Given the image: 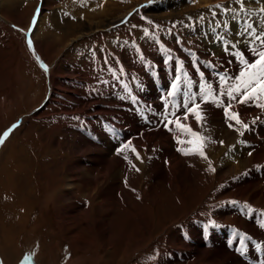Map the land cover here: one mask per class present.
<instances>
[{"label": "rangeland", "instance_id": "rangeland-1", "mask_svg": "<svg viewBox=\"0 0 264 264\" xmlns=\"http://www.w3.org/2000/svg\"><path fill=\"white\" fill-rule=\"evenodd\" d=\"M10 1L11 2L5 3L3 7H0V23L2 24L0 25V139H4V143L0 145V167H2L0 168V174L6 171L10 174L15 166L20 168L23 167L24 172L22 175L20 173L12 182H8L9 184L4 179H0V197L3 196L4 199L0 198V202L3 200V205H5L2 211L3 214L0 212V247L3 248V251H0V259L3 264H23L25 257H30L28 264H103V261L102 263L100 262L101 260H99V262L97 261L99 258H102L104 262L106 259L105 264H148L147 262L151 263L157 258L153 246L158 236L161 237L162 234L164 236L166 232H171H168L169 234L167 235L169 245L167 246L170 252L172 249L181 248L182 243H189L191 239L187 236V229L183 225H180V221L183 222L186 218L187 220L193 219L194 221V219L199 218V223H204L205 227L211 229L216 228L215 226L219 225L215 221L216 216L212 215L210 219L209 217L205 218V214L199 210L210 208V206L219 204V202L222 201L230 202L232 199L228 197H230V195L232 196L235 190L229 189L225 191L223 187L225 183H232L237 177L236 175L235 177L228 178L224 173L218 175L216 173L213 179L214 185H204L200 182L194 183L195 185L193 183H188L190 189H188L186 193L182 191V193L176 194L172 192L170 188L167 189V186L164 187L167 191L164 189L166 192L162 194L160 200H157V206L160 205L163 207L158 206L160 215L158 219L161 220V226L159 225L157 227L155 233H152L153 235L149 234L151 231H154V229L150 225L148 226V214L144 216L146 217L144 223L140 222L137 217H135L137 211H139L141 215H143L142 213H147V211L144 210L145 205L143 202L135 198V193L126 200L127 202L124 204L122 203V207H117V209L111 213L108 220L109 228L107 233L104 235L98 234L100 232L99 228L101 229L100 220L102 219H98L97 217L96 203H98V201L100 202L98 196L103 185L100 186L98 191H94L89 186H85L83 190L79 188L77 192H71L68 196H64V200L63 198H61V201L59 200L58 205H60L59 211L61 210V216L63 213L69 214L68 212L72 211L68 206L70 204L78 208V210L76 208L77 211H72L73 216L70 214L72 217L70 220L72 224L69 228L70 231L67 230V234L61 233L60 229L57 227L59 220L53 212V203L47 206L43 210V213L36 207L35 201H37L38 198L37 193L35 194L34 192L36 190L34 186L36 185L35 182L40 181V179L41 181L48 180L51 182L48 176L50 173L49 169L51 168L57 171V167H62L64 171H66L68 168L67 164L70 162V164L73 165L72 162L76 161L78 157L86 164L87 153L83 152L78 155V152L74 150L75 144L78 142V137L74 135V129L80 126V124H83V126L79 128L80 133L82 135L87 134L86 136L84 135V137H86L85 142L92 143V145H99L100 139L89 135L91 133L90 127L108 128L121 139L122 142L117 144L118 148L126 143L124 142L125 140L134 139L135 134L133 133L139 132L138 130L142 128L144 124L143 121L146 120L147 117L150 118L151 113L155 110L154 108L161 107L163 102L158 94L157 100H151L148 96L144 95L145 92L149 93L147 90V79L149 76L146 71L153 67V60H159V56L156 52L157 48L155 47L157 38L163 40L164 43H168V45H173L179 40L182 42V47L184 46L186 50L193 51L197 57L196 51L206 54L210 52V44L218 40L216 41L211 38L212 42H209L206 41V36L203 39L201 37H196L201 33L207 34L208 30H203L202 32V27L200 30L196 31L197 34L194 33L196 36L191 35V31L185 30V28L181 26L183 22L181 20L188 16L195 19L197 24L198 22L210 23L211 21L216 27L214 34L210 33L213 36L219 32L217 23H221L223 20L234 21L233 16H225L226 14L220 9L215 8V6L219 4L225 8L231 6L237 9L238 5H236V3L229 5L230 2L228 3L227 0H224L225 3L217 2L218 4L216 5L210 4L206 8L195 9L192 12H185L186 14L182 13L178 16H170L168 11L167 14L162 13L163 16L156 17L158 13L148 11L151 6L149 7L146 3L149 0H111L110 2L113 7L111 9L112 11L110 10L108 12V16L98 17V14L97 16L94 15V3L97 4L96 8L98 9L104 6L103 2L98 3V0H91L92 2L85 1L84 3L80 2V0H43L39 18L36 20L33 30L29 32L30 20L35 9L38 8L37 0ZM197 1H199L198 6L202 8L203 5L200 6L201 0ZM252 1L259 4L258 0ZM247 3L248 1H246V4ZM260 4H262V1H260ZM140 5H142L141 8H139ZM263 6L264 5H262L261 8H264ZM27 8L30 10V15L28 14L29 17L27 16L28 19L23 16ZM261 8L251 10L245 6V11L243 12L245 14H240L238 18L242 20L245 18L252 19L256 22L255 26H258V29H263L264 14L258 13ZM136 9H139V12H136ZM176 10L178 9L175 8L171 10V12ZM211 10L216 11L217 15L215 17L212 16ZM246 12H248V15H246ZM76 14L79 15V17L75 20L74 16H76ZM23 17L25 18L24 20ZM150 17L155 21L151 20ZM201 17H203V19H201ZM45 18L47 22H53L54 26L59 25L61 28L65 25H72V23L77 22L78 19L80 21L95 20L103 22L104 24L109 23V25L103 27V29H96L97 31L93 30L84 36H82L80 32L75 31L73 35L65 39V36H61V34L58 36V32L55 31L56 29L53 25L48 32L41 33V30L36 31L38 23L40 26V19L45 20ZM149 20L152 21L151 24L148 23ZM172 22L177 23L173 24ZM175 24H177V27ZM179 24L181 25L179 26ZM133 25L136 27H133ZM204 25L206 24H203V26ZM205 28L211 30L213 27L206 25ZM145 29H147L149 33L148 36H145ZM174 30L180 34L177 35ZM29 38L37 44L36 48L39 49L42 60L33 52V48L28 47L27 40ZM242 51L250 60L256 58L248 49ZM174 52L178 54L177 51ZM143 55H146L148 58L142 61L139 58ZM212 59L217 67L221 66L219 59L216 58L215 60V57ZM120 60L121 62L119 63ZM236 60V57L233 56L232 61L233 63L235 62V65L232 63L234 65L232 71L239 73L240 65L238 60ZM105 61H107V63H105ZM190 62L191 61H188L185 67H192L193 69V64ZM199 63L201 64L202 62ZM146 64L148 66H146ZM121 68H125L123 70L126 73V84L137 82L138 80L140 82H145V91L139 93L138 98L143 100L145 107L151 106L150 111L147 109L146 113H138L140 118L132 120L130 125H125L123 129L111 123V119L114 120V118L112 117V113L109 112L117 110L120 107L123 108L125 107V102H130L128 100L129 89H119L118 84L123 83L119 81L122 78V74L119 71ZM109 69H111V71H109ZM67 77L69 79H67ZM52 78L54 81L59 82V90L53 91L54 98L50 99L49 92L51 90L50 82ZM54 81L53 83H55ZM73 92L77 93L78 98H86V101L93 102V108L89 110H86L87 107L84 104L85 111L82 113L86 116L84 119L81 117V113L76 115L74 112H70L77 108V106L78 109H80L79 103H74L70 97H66L67 94L72 95ZM75 93L73 94L75 95ZM94 99L102 103L99 107L106 109L109 113H105L106 115L97 114L100 113V111L93 110L94 105L95 108L98 107ZM224 99L227 101V98ZM155 102H158V104H154ZM74 104L75 106H73ZM214 105L215 104L211 103V105L208 106V113H210ZM159 113L158 117L163 118L164 114L162 108ZM77 117H79L81 121ZM257 117L258 116L252 117L251 121ZM14 124L18 126L9 133L7 138H4L3 134L8 131V129L12 128ZM86 127L88 128L87 131L85 130ZM212 141L215 140L211 139L208 145L204 143L205 147H221L219 141ZM47 152L56 156L54 160L45 155ZM62 153H68V155L65 154L69 158L68 163L65 159H59V155ZM157 153L158 151L156 152L154 149L152 154L157 155ZM245 153L248 156L247 151ZM126 154L127 153L122 154L120 158H124ZM231 155H235L233 146L223 153L225 158H229ZM42 156L43 159H41ZM135 156L136 155H133L134 165L139 167ZM55 160L57 163H55ZM263 166L264 162L257 164L255 168H262ZM81 168L84 169V175L87 178L95 175L92 169L87 172L86 165L82 164ZM27 169L30 170L27 171ZM37 171H39L37 174H40V177L35 175ZM135 175V183L139 185L140 188L142 185L149 186L153 184L151 178L147 176L141 177L140 173H135ZM33 176L36 177L34 178ZM7 179L8 176L6 180ZM26 180L33 181L34 183H30L29 188L27 186L24 187L26 185H24ZM10 185L13 186V192L17 191V195L15 194L17 197L18 193L23 194V197L26 196L30 201L29 205L33 207V210L31 209L29 212L24 213L26 215L23 217L21 209L22 206H26V202L23 200H21L22 206H19L17 213V217H19L14 218L9 216L11 209L6 208L9 204L8 198L15 197V195L10 197L11 194H7L10 193V191H8ZM156 190L158 191L157 185L155 187V191ZM80 191L83 192V195L79 194ZM94 193L96 195H94ZM179 195L187 202H184V204L181 201L184 206L177 200ZM41 196H45L44 193L41 194ZM87 197H91L92 200L88 201ZM42 199L46 198L43 197ZM80 201L85 202L86 205L88 204L91 207L88 205V207H86L85 205V210L83 211L80 209ZM249 209L252 211L245 209L247 214H245V212L241 213L240 211L229 213L225 216V219L220 225L226 229L230 228L231 231L237 230L238 228L233 225L237 219V213L241 215L239 217L240 223L238 226H243L244 222L248 221L246 220V215L251 217L253 213L261 214L260 211H264L263 207L250 206ZM174 214L176 215L175 217ZM187 215H189V217H187ZM171 218L172 220H170ZM26 219L27 222L24 223ZM17 223L19 225L18 228L15 227ZM185 224L186 223H184V225ZM69 225L65 224L64 226L67 228ZM165 228L166 232H163ZM241 234L244 236L246 235L244 231H242ZM130 239H132V248L134 249L129 253L127 252V247L130 243ZM136 239L143 240L140 241L143 245H141L138 250H135V246H133ZM8 240L10 241L8 242ZM205 240V238L202 240V243L204 242L203 245L210 248L211 246L209 244L207 246ZM257 241L264 246V241L259 238ZM150 245H152L151 248ZM243 246L246 247V252H249L251 245L248 240L246 243L244 242ZM162 248L166 251V245H163ZM123 251H126V253ZM228 251L230 250L228 249ZM210 256H212V254H210ZM196 257L197 256H195V258ZM178 261L180 263V260ZM240 261L243 262L241 259ZM179 263L175 262L174 264Z\"/></svg>", "mask_w": 264, "mask_h": 264}, {"label": "bare ground", "instance_id": "bare-ground-1", "mask_svg": "<svg viewBox=\"0 0 264 264\" xmlns=\"http://www.w3.org/2000/svg\"><path fill=\"white\" fill-rule=\"evenodd\" d=\"M69 1H67V2H69ZM85 1H91V0H80V2H82V3H84ZM110 1L111 0H108V1L107 0H98V3L103 2L104 6L101 9L96 8L97 4L94 3V7H95L93 9L94 15L97 16V14H98V17L99 16L100 17L106 16V15L108 16V14H109L108 12L113 8ZM227 1H228V3L230 2L229 5L235 4V0H227ZM231 1H234V2H231ZM246 1H248V3L246 4V7L251 9V10H254L255 8H261L262 5H264V2H262V4H260V1H262V0H258L259 4L255 3V1H252V0H246ZM7 2H11V1L10 0H1L0 1V7H3L4 4ZM198 2L199 1H197V0H163V1H160L156 4H154L153 6H151L148 9V11L158 13L156 15V17H159V16L161 17V16H163L162 13L167 14L168 11H169L170 16L171 15L172 16L173 15L178 16L179 14H182L185 12H192L195 9L206 8L210 4L216 5V4H218L217 2L225 3L224 0H201L200 6L203 5V7L201 8L198 6ZM113 6H115V5H113ZM179 7H180V9H179ZM175 8L178 10L171 12V10H174ZM29 13H30V10L27 8L24 11L23 16L25 18H27ZM200 13H201V10H200ZM152 14H154V13H152ZM76 16H74L75 20H76V18L79 17V15L76 14ZM80 16H81V14H80ZM24 17H23V20L25 19ZM93 19H94V17H93ZM78 20H77V22H73L72 25H65L63 28H61L59 25L54 26L53 22H51V23L47 22L46 18H45V20L40 19V26L38 23L39 29L36 28V31L41 30L42 31L41 33L48 32L51 29V26L53 25L56 29L55 31L58 32V36H59V34H61V36H65V39L66 38L68 39V37L73 35L75 31L80 32L81 35L84 36L87 33L92 32L93 30L103 29V27L109 25V23L104 24L103 22H98L95 20H90V21H86V20L80 21L79 20V22H78ZM240 23L241 22L236 21L234 23L227 24V27L233 33V35H232L233 38L230 40L228 38V40L233 42V43L238 41V40L241 41V43L237 44V47L240 50H245V49H248V46L246 43L243 42L244 37H241V36H239L240 38L235 37V36H237V33L242 30L243 24L241 23V25H240ZM0 25H2V24L0 23ZM259 25H262V24H259ZM205 27H206V25L202 26V28H201L202 32H203V30L211 31V32L207 31L206 41L212 42V40H211L212 35L210 33L214 34V30L216 27L214 25H212L211 27H213V28L211 30L209 28H205ZM227 27L225 28L224 25H220L217 29L221 33H224V31L227 29ZM263 29H258V31L263 30ZM35 36H36V34H35ZM36 38H38V37H36ZM61 40H62V38H61ZM36 45L37 44H35V42H33V47H32L33 52L38 56V58L40 60H42L40 57L39 49L36 48ZM209 48H210V52H208L206 54H203L199 51H196L198 58H199L198 59L199 62H200V60H201V62H203L204 60L207 62H209V61L213 62L212 58L215 57V60H216V58L219 59V62L221 65L220 67H218V69L225 68V69H228L231 71L234 69V65H235L234 63L235 62L233 63V61H232V57L234 55H230L228 52H225L224 47L222 49L219 46L218 41L213 43V44L211 43ZM230 51H233V50L230 49ZM180 56L187 65L189 60L184 55H180ZM156 61L160 65V59L156 60ZM185 68L191 74H193L192 67H190V68L185 67ZM202 69H203V72H205V75H206L205 77L207 78V80L212 82L214 87H217V89H218L219 81L214 76H212V74H209V71L207 68L204 67ZM161 78H164V74L162 72H161ZM67 79H69V78L67 77ZM147 80H148L147 90L149 93L145 92L144 95L148 96V98H150L151 100H157L158 99V97H157L158 93L154 89L150 79L148 78ZM192 80L194 81L195 85H198V83H197L198 79L196 77H192ZM53 81L54 80L52 78L51 82H50L51 83V85H50L51 90L49 92L50 93V96H49L50 99L54 98L53 91H55L57 89L59 90V88H58L59 82L54 81L55 83H53ZM186 89H187L186 86L183 83H181L180 92H184ZM73 93H75V92H73ZM73 93H72V95L67 94L66 97H70L71 100L74 101V103H79L80 109H78V106H77V108H75L73 111H70V112H74L76 115L78 113L79 114L81 113V117L84 119L86 116H85V114H82V113H84V111H85L84 110L85 105L87 107L86 110H89L90 108L92 109L93 108L92 107L93 102L86 101L87 100L86 98L85 99L78 98L77 93H75V95ZM178 100H179V98H178ZM94 102H96L98 104V107L95 108V105H94L93 110L94 111L99 110L100 113H97L99 115H103V114L109 113V112L112 113V117L114 118L115 121L113 119H111L112 120L111 123H113L118 128L121 127L123 129V127L125 125L129 126L130 122L132 120H136V119L140 118L139 114L133 108V105L131 104V102L127 101L124 103L125 107H123V108L120 107L117 110H112L109 112H107L106 109L99 107L100 104H102V103H100L99 101H96L95 99H94ZM225 102H227V101H225ZM154 104H158V102H155ZM82 105H84V106H82ZM210 105H211V102H208L207 106H205V108H208V106H210ZM237 105H240V107H237ZM73 106H75V104ZM154 109L155 110H153V112L151 113L150 118L147 117L146 119H151V120L153 119L154 120L155 117H158V115L160 114L159 111L161 112V107L154 108ZM222 109H223V106L214 105L212 110H210V113H208L207 110L201 111L202 116L204 117V119L201 121V124H198L196 119L194 118V116L191 114L189 115L187 121H183V120L181 121V123L188 125L189 127L192 128L193 131L199 133L201 136V139L196 138V137L182 135L181 131L178 130L175 125L173 127L172 126L165 127L164 124H163V126L162 125L157 126V124L146 125V123H145L146 120H144L143 121L144 124L142 125V128H140L138 130L139 132L133 133V134H135V138L131 140V144L129 145V147L127 149H125L124 152H122L120 154H116V153H118V150L120 149L117 147V144H119L122 141L114 133H112L108 128L104 127L102 129V127H99V128H91L90 127L91 133L89 135L95 136L98 139H100L99 145H94V144L92 145V143L85 142L86 137H84V135L86 136L87 134L82 135L80 133L79 128H80V126H83V124H80V126H77L74 129V131H75L74 135L78 137V140H77L78 142H76L74 150H75V152H78V155H80V153H83V152L87 153L86 164L83 162V160L81 158L76 156V157H78L77 160L72 162L73 165H71L70 162L68 163L69 158L66 156V155H68V153H65L66 155L63 154L64 152L62 154H60L59 159H65L66 162L68 163L67 164L68 168L66 169V171H64V169L62 167L55 166L58 168L57 171H55L54 168L49 169L50 173L48 174V176L51 179V182H49L48 180H46V181L42 180L41 181V179H40V181L35 182L36 185L34 187L36 188V190L34 192H35V194L37 193V198H38V200L35 201L36 207H38L39 211L41 213H43V210L47 206H49L51 203H53V206H52L53 212H54L56 218L59 220V221L57 220L59 223L58 224L56 223L57 227H58V229H60L61 233L67 234L68 233L67 230L70 231L69 228L72 226V224L70 223V220L72 219L71 216H73L72 211H77L78 208H77V206H72L70 204L68 206L70 207V209L72 211L68 212L69 214L62 212L63 214L61 216L60 215L61 210L59 211L60 205H58L59 200L61 201V198H63V200H64V196H68L69 194H71V192L72 193L77 192L79 190V188H81L83 190L85 186H89L94 191H98L100 186L103 185L102 186L103 188L99 192V196H98L100 199V202L98 201V203H96V210H97V214H98L97 217H98V219L101 218L103 220V221L100 220L101 221V223H100L101 229L99 228L100 232L98 234L104 235L105 233H107L108 228H109L108 220L111 216V213L114 212V210H116L117 207H122L123 206L122 203L124 204L125 202H127L126 200H128L132 196V194H134V193L136 194L135 198H137L139 201L143 202V204L145 205L144 210L147 211V213H142L143 215H141L139 213V211H137L135 213L136 214L135 217H137V219L140 222L144 223L146 221V217H144V216H146L148 214V221H149L148 226L150 225L154 229V231H151L149 233V234H152V233H155V230L161 224V220L158 219L160 217L159 212H158V210H159L158 206H160V205L157 206V202H158L157 200H160L162 198V194L164 192H166L167 189L170 188V190L176 194L182 193V191L186 193V191L188 189H190V185L188 183L194 184V183L200 182L204 185L205 184L206 185H214L213 179H214L216 173H217V175L224 173L227 175L228 178L235 177V175H236L237 177L234 179V181H232V183L231 182L225 183L224 187L221 186L225 189V191H227L229 189L235 190V193L232 194V196L230 195V197H228V198L232 199L231 201L229 200L230 202L222 201V202H219V204H214V205L210 206V208L199 210L205 214V216H206L205 218L209 217V219H210L212 215L216 216L215 221H216V223L219 224V225L215 226L216 228L211 229V228L205 227L204 223L203 224L199 223V220H198L199 218L194 219V221H193V219L187 220V218L183 222L180 221L181 222L180 225L181 226L183 225L184 227H186V229H187L186 232H188L187 236L191 240L189 241V243L188 242L182 243L181 248L172 249L171 252L168 251L169 245H168V238H167V235L171 232L170 231H168L169 233L166 232V228H165L164 229L165 231H163V232H166V234L164 236L162 234L161 237L158 236V238H156L157 239L156 241L154 239V241L156 243L153 246V248L155 249V253L157 255L156 260H153L151 263H149V262H147V263L148 264H174L175 262L179 263L178 260H180L181 264H245V263L240 261V258H239L240 256L238 257L235 254V252H237V251H235L234 249H230V251H228L227 242L229 241L231 234L235 235L236 241H240V236L242 235L241 233H242V231H244L246 233L245 236L247 237V240L249 241V243L251 245L249 248V252H246V253L254 255V247L253 246L255 243H258L257 239L259 238L260 240L264 241V229L262 228L261 214H254L253 213V214H251V217H249V215H247L246 220H248V221H245L243 226H238V224L240 223L239 217L241 215H238V213H237V219L233 223V225L236 228H238L237 230L231 231L230 228L226 229L225 227H222L220 225V223L225 219V216L228 215L229 213H233V212L235 213L237 211H240L241 213H243V212H245V209H248V211H249L250 206L263 207V209H264V187H263L264 186V166L262 168L261 167L255 168L257 164H261L264 162V129L262 127V122H264V109L259 108V107H254V106H252V103H250V102H248L247 104H236L235 102H233L232 111L239 113L240 119L242 121H244L245 123L252 125V123H251L253 121V120L251 121L252 117L258 116L260 118L259 120H257L254 123L253 126L250 127L249 131L245 132L244 136H240L237 131L230 129L227 126L229 121H227L225 116L223 115ZM77 118L81 121V119L79 117H77ZM235 126L237 128H239L238 124ZM169 128H171V131L169 130ZM85 130L87 131L88 128L86 127ZM115 133H116V131H115ZM203 137H211V139H214L215 141H223L224 143H223V145H221V147H218V148H215V147H207L206 148L205 144L208 145V143H210V141L203 139ZM178 139L179 140H191V141H194V143L178 144L177 143ZM122 140H123V138H122ZM232 146H233V149L235 150V155H231V157L225 158L223 156V153H225ZM133 148L135 149V152L132 151ZM178 148H183L192 154L186 156L183 154L182 151H178L177 150ZM154 149L156 150V152L158 151L157 155L152 154L154 152ZM201 149L203 150L204 155L207 157V159L196 154ZM246 151L248 153V156L245 153ZM136 152H138L140 154V156L143 160V162H141L140 160H136L138 165H139V167H137V165H136V167L140 169L139 172H137L135 170V168L132 167V165L135 164V162L133 161V155H136ZM250 152H251V155H249ZM125 153H127L126 155L128 157V160H125L123 157L120 158L122 156V154H125ZM11 155H13V154H11ZM45 155H47L50 159L52 158V160H54V158L56 157L55 155H52L49 152H47V154H45ZM149 157H151V159H149ZM41 159H43V156L41 157ZM135 159H136V156H135ZM129 161H131V164L129 163ZM209 161H211V168L214 169V171L210 170ZM55 163H57L56 160H55ZM82 164L86 165L87 172L90 169L94 170L95 175L87 178L84 175V171H83L84 169L81 168ZM22 166H24V165H22ZM9 167H11V166H9ZM0 168H2V167H0ZM25 168H27V167H25ZM28 170H30V169H27V171ZM12 171H13V173H12ZM23 172H24L23 167L20 168L18 166L17 167L15 166L13 168V170H11L10 174L7 171L5 173L3 172L2 174H0V179L1 178L4 179L5 181H7V183L12 182V180H14L20 173L22 175ZM38 172L39 171H37L35 173V175L39 176L40 174L38 175L37 174ZM135 173H140L141 177L147 176L148 178H151L153 184L149 185V186L142 185L140 188L139 185H136V183H135V181H136V180H134V177H136ZM212 173H213V175H212ZM7 176H8V179L6 180ZM49 178H47V179H49ZM108 181H109V183H108ZM110 182H112V183H110ZM30 183H34V182L26 180V183H24V185L25 184L26 185L24 187L27 186L29 188ZM2 184L4 185L3 181H2ZM156 185H157L158 191L157 190L155 191ZM194 185H192V186H194ZM10 186H9L10 189H8V191H10V193H7V194H11L10 197H13V195H15V194L17 195V191L13 192V186H11V187ZM166 186L168 187L167 189L164 188ZM199 187H201V186H199ZM14 189H17V188H14ZM159 190H160V192H159ZM81 191L79 192V194L83 195V192H81ZM29 192H31V191H29ZM43 193L45 195L43 197H45L46 199H42L43 197L41 196V194H43ZM217 193H218V191H217ZM16 195L13 198L7 197L9 199V201H8L9 204H8V207H6L8 209H11L9 216H12L14 218L17 217L19 206L20 205L22 206L21 200L26 202L25 203L26 206H22V209H21L22 217L26 215L24 213L29 212L31 209L33 210V207H32V205H29L30 201L28 200V198H26V196L23 197V194H21V193H18V197ZM84 195H86V194H84ZM94 195H96V194L94 193ZM179 196L177 197L178 198L177 200H179L178 201L179 203H181V201H182V203L186 202L185 199H183V197L181 198V195H179ZM0 198L3 199V196ZM93 199H95V198H93ZM3 200L0 202V206H1L0 212L2 214H3V212H2L3 207L5 206V205H3L4 204ZM87 200L91 201L92 198L87 197ZM11 202H12V206H11ZM246 202H248L249 204ZM79 203H80V209H82L84 211L85 205H86L85 202L80 201ZM182 203H181V205H182ZM184 204L182 206H184ZM87 205H86V207L89 206V205L88 206ZM132 205H133V203H132ZM89 207H91V206H89ZM160 207H162V206H160ZM76 208H77V210H76ZM125 208H126V206H125ZM86 210H88V209H86ZM127 210H128V208H127ZM160 210H162V209H160ZM65 212H67V211H65ZM211 212H213V213H211ZM260 212L264 213V211H260ZM70 214H71V216H70ZM245 214H247V212H245ZM175 216L176 215L174 214V217ZM187 217H189V215H187ZM172 218L170 220H172ZM2 219H3V216H2ZM23 222H24V220H23ZM26 222H27V219L25 220L24 223H26ZM18 223L15 226L16 228L19 227ZM184 223H186V224L184 225ZM65 224H67V225L70 224L67 227L68 229L64 226ZM229 226H231V225H229ZM95 231H96V229H95ZM238 233H239V235H238ZM242 236H244V235H242ZM204 238L206 239L205 242H206L207 246H208V244L211 246V247L209 246L210 248H207L203 245L204 242L202 243V240H204ZM247 240H245L244 242L246 243ZM9 241L10 240H8V242ZM140 241H143V240H137L136 239L134 241L133 246H135V250H138L140 248V246L143 245L142 243H140ZM74 244H75V242H74ZM163 245H166V251L162 248ZM233 246L236 247V244L233 243ZM151 247H152V245H150V248ZM240 247H241V244H240ZM133 249L134 248H132V239H130V243L128 244V247H127V252L130 253V251ZM0 251H3L2 247H0ZM123 252L126 253V251H123ZM210 254H212V256H210ZM107 255H105V256H107ZM123 256H124V254H123ZM195 256H197V257L195 258ZM99 260H101L100 261L101 263L103 261V264L106 263V259H105V262L102 258H99L97 261L99 262ZM0 261H1V259H0Z\"/></svg>", "mask_w": 264, "mask_h": 264}, {"label": "snow or ice", "instance_id": "snow-or-ice-1", "mask_svg": "<svg viewBox=\"0 0 264 264\" xmlns=\"http://www.w3.org/2000/svg\"><path fill=\"white\" fill-rule=\"evenodd\" d=\"M264 2V0H262ZM149 3H151V0H149ZM235 3L239 6L240 12L245 11L246 6V0H235ZM215 8L220 9L224 14H231L233 18L238 14L237 9L234 7L229 6L228 8L222 7L221 5H216ZM260 13L264 14V8L260 9ZM39 14V9L37 10V15ZM211 14L213 17L217 15L215 10H211ZM36 16L33 18V25L36 22ZM203 19V17H201ZM149 24L152 23V21H148ZM220 25L218 24L217 27ZM133 27H136L133 25ZM224 27H227V24H224ZM149 33L147 29H145V36H148ZM237 35L244 37V43L247 44L248 50L252 53L254 57H256L254 60H250L246 57L245 53L240 50L237 47V44L241 43V41L231 42L227 39H224L223 36L218 37L223 43L224 51L228 52L230 55H234L236 59L239 62L240 65V71L237 75L232 76L228 74L227 72L223 74H218V90L217 87H214L213 83L206 80L205 73L200 70L199 67H196V72L199 75V81L198 83V91L193 92L192 87L194 84V81L190 78V73L185 70V67L182 62H177L176 69H175V75L173 78L172 83L170 84V89L166 92V95L164 97V103H165V111L167 115H164L163 117V123L165 127H169V125L175 124L176 128L181 131L182 135L185 136H191L200 138V134L193 131L191 127L188 125L181 123V121H187L189 115H193L196 119L198 124H201V121L204 119L201 113V104L202 103H208L211 102L215 104L216 106H223L224 109V116L228 123V127L230 129H233L239 133L240 136H244L246 131H249V124L242 121L239 117V113L233 112V102L236 104H247L250 101H257L256 106L259 108L264 109V103H261L260 101L264 99V30L258 31V26H254L253 23H248L247 20L244 21V27L243 29L237 33ZM158 42V41H157ZM180 43V41H177ZM27 44L29 48L33 47L32 39L29 38L27 40ZM161 48L163 49V45H161ZM233 50V51H230ZM165 52H168V49H163ZM195 57V54H192ZM140 59L143 61L144 57L141 56ZM174 58L169 54L167 58L165 59L164 63L168 64L169 62H172ZM197 61L194 60V63ZM107 63V61H105ZM146 66H148L146 64ZM206 67L209 68H215V63L208 62L206 63ZM46 70V69H45ZM111 71V69H109ZM120 73L123 74V68L119 69ZM183 83L187 91L184 93L185 99L182 103V105H177L175 103H172L169 105V100H174L176 95L180 92V85ZM125 90H127V85H125ZM128 95L135 101L136 97L132 95L131 92L128 93ZM227 98V102H225L224 98ZM199 100V102H198ZM180 108H183V113L180 115H177ZM149 111L151 110V106H148ZM259 117L255 118L252 123L254 124ZM234 122V123H233ZM239 125V128H237L235 125ZM18 125H13L12 128L8 129L3 136L4 138H7L9 133L14 130ZM171 131V128H169ZM113 131H115L113 129ZM205 140H211V137H203ZM215 142V141H212ZM4 143V139H0V145ZM178 144H185V143H194V141L191 140H177ZM221 145H223V141H219ZM131 144V140H128L126 143H124L120 149L118 150L117 154H120L124 152L125 149L129 147ZM178 151H182L184 155H190L189 151L178 148ZM133 152H135V149H132ZM205 159L207 157L204 155L203 150L201 149L198 153H196ZM251 155V152L249 153ZM125 160H128L127 155L124 156ZM136 159L143 162L140 154L136 152ZM151 159V157H149ZM131 164V161H129ZM133 168L137 172L140 171L139 168H137L135 165H132ZM209 167L210 170H213L211 168V161H209ZM249 211H252L249 209ZM262 218H264V213H261ZM264 227V225H262ZM239 235V233H238ZM247 239L246 236H240V244L242 245L237 249V251L243 256L246 254V247H244V241ZM257 248H260L261 245L257 244ZM30 260V257H25L23 264H28V261ZM0 264H3L2 261H0Z\"/></svg>", "mask_w": 264, "mask_h": 264}]
</instances>
